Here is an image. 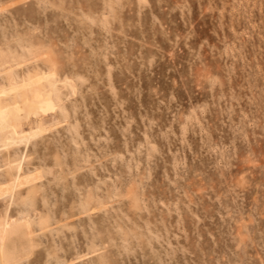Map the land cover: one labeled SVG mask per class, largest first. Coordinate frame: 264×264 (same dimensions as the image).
Returning a JSON list of instances; mask_svg holds the SVG:
<instances>
[{"label": "rangeland", "instance_id": "rangeland-1", "mask_svg": "<svg viewBox=\"0 0 264 264\" xmlns=\"http://www.w3.org/2000/svg\"><path fill=\"white\" fill-rule=\"evenodd\" d=\"M35 77L3 264H264V0H0V104Z\"/></svg>", "mask_w": 264, "mask_h": 264}, {"label": "bare ground", "instance_id": "bare-ground-1", "mask_svg": "<svg viewBox=\"0 0 264 264\" xmlns=\"http://www.w3.org/2000/svg\"><path fill=\"white\" fill-rule=\"evenodd\" d=\"M37 80H39V78H36V77L33 80H31V83L33 85L32 93L24 101L23 105H20V104L16 103V104H14L12 106H4V105H1L0 104V130L7 129V130H9L12 133V135H18L19 133H22V132L24 133L25 130L23 129L22 126H24L23 124H25V123H22L23 121L22 122L21 121H18V120L21 119L20 118L21 116L19 117V114L22 111H23L22 115L25 113L23 115L24 117L22 116V118H26V117L29 118L30 115H31V113H35L36 114L37 112L40 113V115H41L40 118L38 117L39 119H36L35 118L33 120V119L29 118V120L27 121V124H29L31 122H33V123L34 122H38L40 120L39 124L41 125V124H43L45 122V120H47V118H48L47 116H50L51 115V112L54 109V104H53V102H52V100L50 98L51 95L46 90L44 91V90H40L38 88V86H37ZM34 115L32 117H37V116H34ZM27 124H26V126L28 127ZM34 125H37V124L34 123ZM31 126H32V124H31ZM26 132H28V131H26ZM26 132H25V134H26ZM28 133H30V132H28ZM26 138H27V136H26ZM29 176H30V174H29ZM31 176H33V175H31ZM28 178L26 176L24 177V179H26V181H27ZM20 179H21V177H20ZM14 182L17 184V178H15V181ZM7 186L5 185L6 189L8 188ZM5 187L3 186V188L1 187L0 189H3L4 190ZM13 221L15 222V220L6 221L5 222V225L7 226V225H11L12 223L14 224ZM6 226H5V228H2V231L0 232V252H1V241L2 242L4 241V239L2 237L6 236V235H4L5 232H6ZM0 264H3L1 262V259H0Z\"/></svg>", "mask_w": 264, "mask_h": 264}]
</instances>
